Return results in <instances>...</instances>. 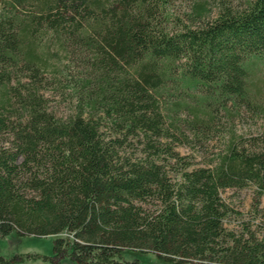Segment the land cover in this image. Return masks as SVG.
Instances as JSON below:
<instances>
[{"label": "trees", "instance_id": "1", "mask_svg": "<svg viewBox=\"0 0 264 264\" xmlns=\"http://www.w3.org/2000/svg\"><path fill=\"white\" fill-rule=\"evenodd\" d=\"M174 1L0 0V236L66 234L52 256L0 264H264L220 195L253 186L259 208L264 139L228 130L195 167L173 149L213 139L217 116H264V0ZM46 37L78 55L77 76L49 69ZM47 72L73 95L65 118L40 93Z\"/></svg>", "mask_w": 264, "mask_h": 264}, {"label": "rangeland", "instance_id": "2", "mask_svg": "<svg viewBox=\"0 0 264 264\" xmlns=\"http://www.w3.org/2000/svg\"><path fill=\"white\" fill-rule=\"evenodd\" d=\"M187 5L188 0H175L173 10L178 14L182 13ZM45 50H47L48 53L47 60L49 69L57 70L61 67L67 69L66 66L70 65V67H68L70 71L69 75L77 76L78 71L81 69L80 64L82 62L78 61L77 54H72V48L68 47L66 51L54 38L46 37ZM74 61L75 64H73ZM16 73V76L20 77L23 81L25 72L18 71ZM43 78L45 80L43 83L44 87L41 88L40 93L44 95L49 111L56 117L65 118L73 111L74 107L73 95L70 89L65 86L67 82L61 77L60 81L57 79L54 80L50 72H47V75ZM15 79L16 77L14 76V80ZM12 83L13 82H11L10 85H13ZM255 88L259 98L264 102V72L255 76ZM263 126L264 116L262 114L256 116L246 110L234 116L231 121L227 120L225 116H217L213 124V132L211 135L213 139L208 140V142L204 144L190 142L189 145H173V149L179 153L183 161H190L192 163L191 167L204 165L210 157L209 153L222 145L221 137L228 130L235 132L237 135H242L245 140L255 137V140L261 143L264 139L262 136ZM7 131L8 130L0 129V145L8 144L9 133ZM132 148L136 149V143L132 144ZM220 195L229 207L228 215L224 219L225 228L229 231H236L239 233L245 231V225H247L250 230L257 233L259 238L264 239V195L261 197L258 209H255L252 205L254 196L253 186L242 189L227 188L221 190ZM65 236V233L34 239L30 237H19L12 233L0 236V257L11 259L16 254L24 253L52 256L54 238ZM123 254L125 257L140 256L136 251H124ZM17 260H12L10 264H51V261L48 259H38L35 261ZM63 262L65 264H74L68 258H64Z\"/></svg>", "mask_w": 264, "mask_h": 264}]
</instances>
